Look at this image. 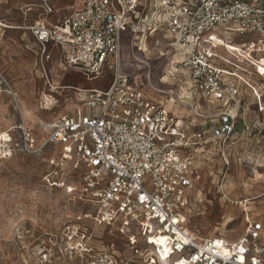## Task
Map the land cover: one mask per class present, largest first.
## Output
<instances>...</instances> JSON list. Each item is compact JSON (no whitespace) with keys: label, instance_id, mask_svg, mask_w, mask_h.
Instances as JSON below:
<instances>
[{"label":"built area","instance_id":"built-area-1","mask_svg":"<svg viewBox=\"0 0 264 264\" xmlns=\"http://www.w3.org/2000/svg\"><path fill=\"white\" fill-rule=\"evenodd\" d=\"M44 6L53 11L47 0ZM29 30L43 54L50 44L59 48L66 69L96 77L108 66L115 69L110 86L81 91L83 107L47 122L42 142L24 123L18 127L16 146L30 154L53 146L49 163L80 175L67 183L55 171L48 180L85 207L63 225L55 247L44 249L46 260L54 252L66 264H264L261 221L248 220L235 241L199 238L188 226L201 167L193 151L239 134L230 106L244 85L256 90L220 49L234 44L231 51L264 75V0H86L60 24L36 22ZM127 33L137 48L149 36L168 37L180 56L175 63L189 72L201 97L222 107L219 124L190 134L163 101L124 74ZM246 34L254 38L235 40ZM0 84L18 104L1 70ZM258 104L263 111L261 97ZM15 149L12 143L9 155ZM105 229L124 237L127 256L104 241Z\"/></svg>","mask_w":264,"mask_h":264},{"label":"rangeland","instance_id":"rangeland-1","mask_svg":"<svg viewBox=\"0 0 264 264\" xmlns=\"http://www.w3.org/2000/svg\"><path fill=\"white\" fill-rule=\"evenodd\" d=\"M47 1L53 13H47L43 0H24L15 5L10 0L7 10L0 7V18L2 13H11V19L5 21L16 27L0 29V70L18 99L17 104L5 87L0 89V134L11 137L0 144V264H66L67 258L54 252L46 260L44 249L55 247L63 225L85 207L64 187H54L48 181L57 173L67 183H76L79 173L49 163L55 156L53 146L35 154L23 150L21 143L16 146V141L20 142L19 125L24 123L42 142L47 136V122L83 107L81 91L107 88L114 78L112 67L96 77L66 69L56 50L49 58L43 54L29 28L22 27L36 20L58 23L77 3L82 4V0ZM253 38L246 34L235 40ZM231 50L223 47L220 53L239 67L240 75L246 76L256 90L244 85L237 102L230 106L239 134L225 145L207 144L205 152L202 146L195 147L193 153L202 164L195 178L197 188L188 226L199 238L235 241L245 234L248 220L264 224V110H259L258 104L259 97L264 103V75ZM179 59L168 37L149 36L147 41L142 40L141 48L133 45L129 33L124 37L122 72L133 77L155 100L163 101L190 134L210 129L219 124L222 107L201 97L189 72L175 63ZM220 63L226 68L224 62ZM12 143L16 149L9 155ZM102 234L104 241L117 243L122 255L127 256L124 237L108 229ZM259 243L264 244V231Z\"/></svg>","mask_w":264,"mask_h":264},{"label":"crops","instance_id":"crops-1","mask_svg":"<svg viewBox=\"0 0 264 264\" xmlns=\"http://www.w3.org/2000/svg\"><path fill=\"white\" fill-rule=\"evenodd\" d=\"M9 1L10 0H0V7H2V8H4V9H8V8H5L6 6H7V4L9 3ZM15 2H14V5L16 4V3H20V1L22 2V1H24V0H14ZM44 1V0H43ZM78 1V0H77ZM85 1L86 0H82V4L80 5V4H78L77 3V5H76V7L74 8V10L73 11H75V10H77V9H81V8H83L84 7V5H85ZM47 3H48V1H47ZM32 5V4H31ZM30 9V8H29ZM53 9V8H52ZM30 10H32V8L30 9ZM72 11V12H73ZM71 12V13H72ZM51 13V12H50ZM52 13H53V11H52ZM70 15V14H69ZM2 16H3V19L2 18H0V29H2V28H4L5 30H7V29H14V28H16L15 27V25H10V24H8L5 20H7V21H9L10 19H11V13H5V14H3L2 13ZM6 17V18H5ZM67 17V16H66ZM65 19V17L64 18H62L61 20H59L58 21V23H54V22H49V21H47V22H45V21H42V20H36L34 23H36V22H43V23H45V24H47V25H58V24H60L61 22H63V20ZM34 23H32V24H30V25H33ZM30 25H28L27 27H22V28H26L27 30H28V28H29V26ZM20 26V25H19ZM29 34L30 35H32V33H31V31H29ZM33 36V35H32ZM33 38H34V36H33ZM34 41H35V43L37 44V46L42 50V47H41V45L36 41V39L34 38ZM52 50H56V51H58V53L60 54V57H61V60H62V56H61V53H60V51H59V48L57 47V46H55V45H52V44H50L48 47H47V53H46V55L48 54V55H50L51 54V51ZM50 57V56H49ZM63 62V61H62ZM3 73V72H2ZM105 89V88H104ZM208 145H206V147H207ZM206 147H204V148H202V150H203V152H205V148ZM198 158H199V156H198ZM199 160H200V158H199ZM200 162H201V164H202V160H200Z\"/></svg>","mask_w":264,"mask_h":264},{"label":"bare ground","instance_id":"bare-ground-1","mask_svg":"<svg viewBox=\"0 0 264 264\" xmlns=\"http://www.w3.org/2000/svg\"><path fill=\"white\" fill-rule=\"evenodd\" d=\"M231 47H236L235 45H233V44H229ZM237 48V47H236ZM8 141H10V135L8 134V133H5V132H3V133H1L0 134V144H3V143H6V142H8Z\"/></svg>","mask_w":264,"mask_h":264}]
</instances>
